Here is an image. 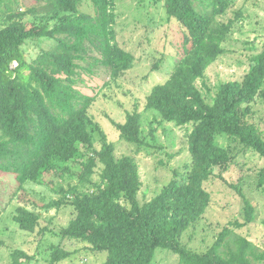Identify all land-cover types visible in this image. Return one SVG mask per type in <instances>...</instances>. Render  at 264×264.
<instances>
[{
  "label": "trees",
  "instance_id": "1",
  "mask_svg": "<svg viewBox=\"0 0 264 264\" xmlns=\"http://www.w3.org/2000/svg\"><path fill=\"white\" fill-rule=\"evenodd\" d=\"M45 1L56 18L51 27L28 28L23 21L27 12L19 10L7 13L0 23V172L14 174L19 185L29 180L58 183L55 190L62 197L54 203L70 204L75 210L60 234L87 241L94 251L106 252L103 264H152L158 249L176 254V264H264V250H257L244 236L236 237L234 249L219 252L228 229L202 253L178 241L185 227L207 207L209 198L202 182L214 168L225 169L232 162V152L215 142L216 132L227 133L243 149L264 157V138L253 123L244 120L247 106L242 108L264 91V40L261 50L250 58L242 81L220 83L207 99L194 81L222 52L225 31L212 26L220 10L215 3L211 14L205 15L197 12L190 0H163L168 19H174L183 32L182 55L170 77L152 88L146 107L159 110L180 125L192 124L190 149L195 168L189 183L174 178L154 198L140 204L136 198L139 175L131 157H116L106 141L92 156L77 146L92 144L87 123L92 97L75 87L78 69L91 72L97 65L126 66L130 59L113 42L111 0H89L93 15L78 11L82 0ZM30 37H46L56 43L27 61L21 46ZM158 65L156 60L152 66ZM139 118L136 107L127 110L125 120L117 122L116 128L124 140L146 147ZM73 164L79 171L70 170ZM97 165L99 179L90 192H82L71 181L64 185L66 173L80 182H92ZM257 176L262 185L264 164ZM244 210L246 221H252L253 207L247 200ZM15 219L27 231L37 225V216L24 207L17 208ZM67 255L56 249L49 264ZM13 256L27 258L17 251Z\"/></svg>",
  "mask_w": 264,
  "mask_h": 264
},
{
  "label": "rangeland",
  "instance_id": "2",
  "mask_svg": "<svg viewBox=\"0 0 264 264\" xmlns=\"http://www.w3.org/2000/svg\"><path fill=\"white\" fill-rule=\"evenodd\" d=\"M190 1L197 12L205 15L211 14L216 3L220 12L212 19V26L225 31L226 40L220 44L222 52L205 65L202 77L194 81L203 96L209 99V93H215L220 83L242 81L250 68V58L261 50L264 0ZM77 9L94 14L89 0H82ZM16 10L27 12L23 21L28 28L51 27L56 21L45 0H0V23L7 13ZM110 11L113 42L129 54L130 59L126 66L97 65L91 72L78 69L79 76L74 85L81 93L92 97L87 107L92 144L77 146L92 156L106 141L112 145L116 157H131L140 181L136 198L142 204L154 198L174 178L189 183L195 168L190 149L192 124L180 125L159 110L146 107V97L152 88L170 77L182 55L183 32L174 19H168L163 0H111ZM55 43L54 39L46 37H30L21 49L25 59L31 61L42 50L53 48ZM156 60L159 61L158 68H153ZM246 106L244 120L253 123L264 138V91L242 108L245 110ZM135 107L146 147L124 140L116 128L117 122L125 120V111ZM214 139L218 146L232 152V162L225 169L214 168L202 182L201 188L209 198L207 207L185 227L178 241L180 245L202 253L217 241L223 229H228L219 252L234 249L237 236L246 237L262 251L264 183L258 184L257 173L264 164V157L252 149H243L225 132H216ZM69 168L73 173L79 171L75 164ZM99 170L100 165H97L90 177L92 182H80L75 175L70 177L66 173L63 183L66 185L71 181L78 184L82 192L88 193L93 189V183L98 182ZM57 184L29 180L19 185L14 174L0 172V264H49L56 249H62L68 255L54 264L104 263L106 252L94 251L87 241L60 234V229L75 216V210L70 204L54 203L62 197L55 190ZM245 200L253 207V219L249 222L246 221ZM120 202L127 205L124 199ZM18 207L37 216L33 231L19 226L15 219ZM15 251L24 253L27 258L15 259ZM176 262V254L158 249L152 264Z\"/></svg>",
  "mask_w": 264,
  "mask_h": 264
}]
</instances>
